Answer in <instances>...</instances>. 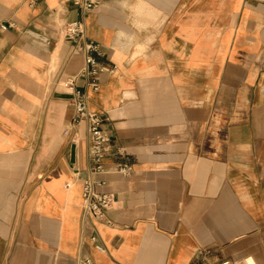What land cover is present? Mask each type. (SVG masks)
I'll use <instances>...</instances> for the list:
<instances>
[{
  "label": "crops",
  "instance_id": "1",
  "mask_svg": "<svg viewBox=\"0 0 264 264\" xmlns=\"http://www.w3.org/2000/svg\"><path fill=\"white\" fill-rule=\"evenodd\" d=\"M77 19L115 66L86 89L112 138L103 173L89 172L86 123L72 124L62 86L84 65L64 32ZM8 23L0 264H264V0H102L86 14L0 0ZM116 147L130 176L114 170ZM89 177L114 196L110 224L83 219Z\"/></svg>",
  "mask_w": 264,
  "mask_h": 264
},
{
  "label": "built area",
  "instance_id": "2",
  "mask_svg": "<svg viewBox=\"0 0 264 264\" xmlns=\"http://www.w3.org/2000/svg\"><path fill=\"white\" fill-rule=\"evenodd\" d=\"M102 0H72L73 4L82 14H86L97 8ZM11 24H0V33L10 27ZM65 37L72 45V52L79 53L84 58V65L81 72L72 77L66 78L62 86L69 93L70 104L74 108V117L72 124L84 121L88 134V155L89 172L103 173L107 171L104 159L112 151V138L103 129L104 118L101 114L91 111L88 107V95L86 89L97 91L100 87V75L102 73H111L115 66L103 65L97 56L102 54L101 46L96 41L89 39L86 35L84 22L81 19L67 22L64 26ZM82 78L84 85L80 87L77 80ZM113 154L120 159L114 166V170L124 176L132 174V164L126 160L125 153L120 147L114 149ZM104 181L95 180L91 177L86 178L83 184V219H99L107 224L111 220L106 216V211L114 202V196L109 192H99L98 187L103 185ZM97 235L92 233L90 239L96 240ZM102 249L101 245H97ZM86 262H90L86 260ZM213 264H231L229 259H222Z\"/></svg>",
  "mask_w": 264,
  "mask_h": 264
},
{
  "label": "water",
  "instance_id": "3",
  "mask_svg": "<svg viewBox=\"0 0 264 264\" xmlns=\"http://www.w3.org/2000/svg\"><path fill=\"white\" fill-rule=\"evenodd\" d=\"M36 35V34H35ZM36 36H38V35H36Z\"/></svg>",
  "mask_w": 264,
  "mask_h": 264
}]
</instances>
